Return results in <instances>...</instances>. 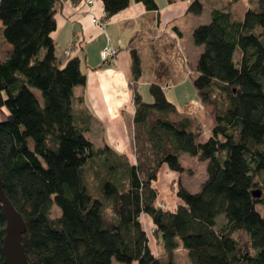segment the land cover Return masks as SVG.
Masks as SVG:
<instances>
[{
    "label": "trees",
    "instance_id": "trees-1",
    "mask_svg": "<svg viewBox=\"0 0 264 264\" xmlns=\"http://www.w3.org/2000/svg\"><path fill=\"white\" fill-rule=\"evenodd\" d=\"M102 1L108 20L133 0ZM134 1L159 11L156 0ZM188 1L190 12L203 13L202 0ZM258 4L242 20L212 8L210 22L194 29L203 53L193 83L201 103L214 109L207 138L198 119L170 118L178 108L159 84L149 86L153 102L144 101L136 84L141 56L130 50L131 161L89 138L93 116L75 90L87 76L71 49L62 62L53 36L62 2L0 0V45L10 47L0 59V110L7 111L0 120V177L25 219L30 264H175L180 248L191 264H264V0ZM183 154L206 163L208 177L195 193L180 183L172 212L156 205L153 183L163 165L183 174ZM143 216L153 221L167 257L152 251ZM6 228L0 204V264ZM241 232L247 244L236 237Z\"/></svg>",
    "mask_w": 264,
    "mask_h": 264
},
{
    "label": "crops",
    "instance_id": "crops-1",
    "mask_svg": "<svg viewBox=\"0 0 264 264\" xmlns=\"http://www.w3.org/2000/svg\"><path fill=\"white\" fill-rule=\"evenodd\" d=\"M93 1L94 4L89 6L85 0L75 4L71 0H60L62 8L57 14L58 27L53 34L57 55L65 63L68 56L65 57L64 52L71 49V55L81 59V68L86 74L88 82L85 87H79L75 90L78 98L83 95L85 102L81 108H86L93 116L90 135L95 136L98 140L96 142H104L118 154L128 155L130 160L134 161V147L130 140L133 139V117L135 114L131 88L134 82L130 50L133 47L136 48L141 56L143 73L141 79L136 83L138 87L152 84H159L164 87L169 83L171 87L166 90L167 94L168 91H172V88L175 90L188 86L186 78L191 75V71H187L184 57H193V61L190 60L192 64L190 68L196 73L199 58L203 53V46L197 47L192 37L194 29L203 24L190 25L187 31L181 27V18L187 17L190 13L188 0H177L173 4H170L168 0L165 2L164 0H156L159 11H149L143 3H137L133 0L129 8L108 20L105 19L103 1ZM94 17L106 21V27L101 29L93 23ZM169 27H172L174 33H169ZM2 29V22L0 21V33ZM186 35L191 41L188 48L185 41ZM110 44L117 49V56L114 61L104 62L100 53ZM169 45L172 50L176 49L174 53L178 58H181L179 50L184 54V60H182L184 64L179 58L178 68L172 71L169 64ZM183 45L185 46L184 50H182ZM9 51L10 47L7 44L0 45V59L4 58ZM169 100L173 102V100ZM196 102L195 99H192L190 107H192V103ZM193 110H195L194 107ZM187 116L197 118L192 111H184L177 115L172 114L170 118L179 120ZM6 117V109L0 110V120ZM197 119L204 129V135H210L214 127V118L211 119L213 123L210 124V131L208 132H205V125L202 124V121ZM185 157L186 154H183L181 161L186 159ZM189 160L199 162L197 157L189 158ZM161 171L168 179V185L171 187L168 190H163V193L158 191L156 205L159 206L165 202L168 207L163 209L173 212L180 203V199L177 197L178 186L176 187V184L179 183L182 175L171 171L167 165H163ZM160 172L158 180L153 183V187L160 181ZM183 185L185 186V184ZM174 187L176 188L173 189ZM155 188L157 189V187ZM143 217L146 218L145 221L148 226L146 232L152 228L154 230L153 221L148 216ZM148 237L152 251L163 258L167 257L164 246V254H159L153 245L156 244L157 246L161 240L157 239L155 235L153 240L150 238V234ZM180 250L183 251L184 249L180 248L177 251ZM177 251H175V257Z\"/></svg>",
    "mask_w": 264,
    "mask_h": 264
},
{
    "label": "rangeland",
    "instance_id": "rangeland-1",
    "mask_svg": "<svg viewBox=\"0 0 264 264\" xmlns=\"http://www.w3.org/2000/svg\"><path fill=\"white\" fill-rule=\"evenodd\" d=\"M159 1H161V0H159ZM165 1H167V0H164V2ZM202 1L206 7L205 12L202 15H198V16H196L192 12H190L187 15V17H182L180 20V25L183 28V30L187 31L188 26H190V25L195 26L199 23L200 24L209 23V21L211 20L210 19V13H211L212 8H219V9L224 8L230 12L232 11L233 15L240 20L243 19L244 13L246 11H248L249 9H252V10H258L259 9L258 0H202ZM168 30L170 31L169 33H174V30H172V27H169ZM188 35H186V37H185V41L187 42L186 43L187 48L191 43V41L188 40V38H189ZM177 48H179V47H177ZM184 48H185V46L183 45L182 50H184ZM174 51H176V49L172 50L170 48V45H169L168 46V53H169V64H170V70L171 71L174 70L175 68H178V66H179L178 62H180V60H179L180 57L178 58L177 55L174 53ZM179 52L181 53V58H180L181 62L185 58L184 63L187 65V71H191V73H190L191 75L186 78V82H187L188 86L180 87L179 89H175V90L172 88V91L167 92L166 97H169V99L173 100V103H175L176 108H178L179 114L181 112H184V111H186V112L192 111V113H194L195 116L202 121V124L205 125V129H206L205 132H208V131H210V129H209L210 124L213 123L211 119H213L214 109L211 107H208L206 105H203L204 108L199 106V103H201L200 92L198 91V89L196 88V86L193 83V79L196 77L197 74L195 72H193L192 68H190L192 66L190 60L192 59V61H193V57L191 56V58H186V57H184V54L182 51L179 50ZM240 55H241V53L238 52L236 55L237 59L240 58ZM108 62H110V60ZM188 68H189V70H188ZM169 87H171V86L168 83L167 86H164V89L168 90ZM139 88H141L140 90H141L142 97L144 98V101L145 102H153L154 99L151 97L149 85H141ZM35 92H37L38 96L41 98V94L38 91H35ZM192 99H195L197 102H199V103H197V102L196 103L198 104V106L200 108L195 107V110H193V103H192V107H190V103H191ZM198 109H200V110H198ZM2 110H5V108H3ZM193 118H195V117H193ZM200 128L202 129V126H200ZM203 130L204 129H202V131ZM207 137H208V135H204V138H207ZM89 138L91 140L95 141L94 143L96 145H98L99 147H102L103 142H96L98 140H96L94 135H89ZM130 140L133 143V139H130ZM185 158L186 159H183L181 161L185 171L183 172V174H181L182 176L180 177L179 183H177L178 185L176 184V187L178 186L177 188L179 189L180 183H181V186H184L183 184H185V186H184L185 188H187L191 193H195V192L200 190L199 186H202V184L205 182V180L208 177V175L206 174V165L207 164L206 163L202 164L201 162L189 160V158H192V157L189 156L188 154H186ZM160 177L161 178H160L159 183L154 185L158 189V190L156 189L158 194H159V192L163 193V190H168V188L171 187L168 185L169 181L162 171L160 172ZM162 177H164V178H162ZM164 180H165V183H163ZM92 184L94 185L95 182H92ZM176 187H174L173 189H175ZM177 192H178V190H177ZM159 206H161L163 208L168 207V205L165 202H162ZM176 209H177V206L175 207V210ZM261 213H264V208H261ZM52 214L54 216L60 215V213L56 207L53 208ZM145 220H146V218H144V217L141 219V221H143V225H144L145 229H147L148 226H147V222ZM153 231H154L153 228L149 229L147 231L148 235L150 234V238L152 240L154 238V232ZM236 237L238 239H240L242 244H247L249 241L247 235L244 232H241V234H239L238 236L236 235ZM153 245H155L156 252H158L159 254H164L163 253L164 252L163 242H161L160 244H157V246H156V244H153ZM174 261H175V264H191L189 261L188 252H185L184 250L183 251L180 250L179 252L178 251L176 252V257H175Z\"/></svg>",
    "mask_w": 264,
    "mask_h": 264
},
{
    "label": "water",
    "instance_id": "water-1",
    "mask_svg": "<svg viewBox=\"0 0 264 264\" xmlns=\"http://www.w3.org/2000/svg\"><path fill=\"white\" fill-rule=\"evenodd\" d=\"M253 194L260 198L259 191ZM0 204L6 219V235L3 244L4 258L6 264H30L27 259L26 250L23 245V235L27 231L25 219L11 203L7 193L5 194V183L0 177Z\"/></svg>",
    "mask_w": 264,
    "mask_h": 264
},
{
    "label": "built area",
    "instance_id": "built-area-1",
    "mask_svg": "<svg viewBox=\"0 0 264 264\" xmlns=\"http://www.w3.org/2000/svg\"><path fill=\"white\" fill-rule=\"evenodd\" d=\"M86 1V4L89 5V6H92L94 4V1L93 0H85ZM93 23H95L97 26H99L101 29H104L106 27V21H102L101 19L99 18H96L94 17L93 18ZM71 52V50H66V54H69ZM117 49L112 45H108L106 48H104L101 53H100V56L102 57V60L104 62H108L110 60L111 61H114L116 56H117ZM170 88V87H169ZM168 88V89H169ZM200 107H203V104H199ZM197 103H193V107H199ZM199 107V108H200ZM204 108V107H203Z\"/></svg>",
    "mask_w": 264,
    "mask_h": 264
}]
</instances>
